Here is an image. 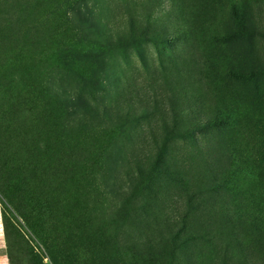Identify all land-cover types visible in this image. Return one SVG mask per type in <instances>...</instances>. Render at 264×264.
Returning <instances> with one entry per match:
<instances>
[{"label":"rangeland","instance_id":"obj_1","mask_svg":"<svg viewBox=\"0 0 264 264\" xmlns=\"http://www.w3.org/2000/svg\"><path fill=\"white\" fill-rule=\"evenodd\" d=\"M264 264V0H0V264Z\"/></svg>","mask_w":264,"mask_h":264},{"label":"trees","instance_id":"obj_2","mask_svg":"<svg viewBox=\"0 0 264 264\" xmlns=\"http://www.w3.org/2000/svg\"><path fill=\"white\" fill-rule=\"evenodd\" d=\"M41 264H45V263H42V262H40Z\"/></svg>","mask_w":264,"mask_h":264}]
</instances>
